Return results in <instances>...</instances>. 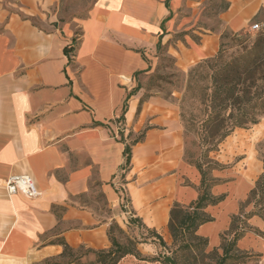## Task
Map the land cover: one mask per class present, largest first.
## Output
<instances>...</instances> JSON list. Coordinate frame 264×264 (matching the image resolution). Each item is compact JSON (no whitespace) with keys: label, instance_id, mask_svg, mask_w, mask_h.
<instances>
[{"label":"crops","instance_id":"crops-1","mask_svg":"<svg viewBox=\"0 0 264 264\" xmlns=\"http://www.w3.org/2000/svg\"><path fill=\"white\" fill-rule=\"evenodd\" d=\"M67 1L74 0H0V264H41L63 253L52 243L60 238L72 250H110L111 222L128 224L121 190L136 216L169 246L171 209L199 196L201 174L184 161L177 108L152 97L137 116L140 97H127L136 73L152 70L159 43L187 71L217 54L220 34L196 27L202 10L192 0H94L85 18L64 21ZM222 1L229 6L218 19L234 33L264 24V0ZM187 11L192 18L178 20ZM73 26L81 35L69 57L65 49L75 40ZM181 30L184 41L171 45ZM146 125L150 129L133 147L122 182L124 133ZM244 161L248 169L238 163L215 176L220 182L213 195L226 198L206 209L214 221L198 230L211 250L221 247L222 235L241 216L263 174V163L249 156ZM21 175L34 179L38 198L7 195L6 182ZM96 188L114 216L103 217L87 205ZM58 207L65 209L61 216L60 210L54 213ZM243 209L248 214L253 205ZM247 224L254 231L238 241V249L259 255L258 264H264V220L253 216ZM137 249L145 258L157 253L151 244ZM120 264L160 263L127 257Z\"/></svg>","mask_w":264,"mask_h":264},{"label":"trees","instance_id":"trees-1","mask_svg":"<svg viewBox=\"0 0 264 264\" xmlns=\"http://www.w3.org/2000/svg\"><path fill=\"white\" fill-rule=\"evenodd\" d=\"M219 2L222 5L219 13L226 11L229 5L222 0ZM250 39L252 40L250 41ZM76 48L77 42L74 40L73 44L65 51L71 57ZM157 49L163 59L168 62L169 68L173 69L175 59L167 55L168 47L159 43ZM160 68L161 66H158L157 72L150 77L147 91L149 93L151 87L155 86L163 91L162 85L164 84L171 86L173 91H182L179 109L184 135L186 139L189 138V135H195L198 138L197 142L189 143L199 149V153L196 154L186 141L184 161L195 167L201 174V183L198 187L199 196L196 201L188 206L176 203L171 209L169 222V232L172 238L171 247L166 244L157 231L144 225L130 205V213L139 225L147 231L149 237L147 239L157 240L162 247L168 250L167 255L162 256L161 254L156 258L149 259L141 256L137 250L133 249V246L139 242L129 241L128 245L121 244L114 232L117 230L124 233V231L114 220L108 229V237L112 244L111 249L100 252L88 250V253L95 255L96 264H120L127 257H135L138 261L159 262L160 264H192L190 261L192 249L200 250L202 248L201 250H204V245L208 246V240L198 235V230L202 225L214 221L206 209L220 204L226 198V195H213L212 191L219 184V181L212 176V173L224 170L225 167L215 161L211 155L219 152L223 142L236 130H248L264 119V30L252 35L249 30L234 33L227 29L220 36V48L217 54L191 66L187 73L177 70L164 75L159 74ZM148 72L150 70L136 73L135 80ZM182 77L185 81L183 89L181 86ZM140 88L141 86L138 84L129 93L127 100L135 95ZM148 93L140 98L137 116L141 113L144 103L152 96ZM171 96L172 92L169 97ZM126 112L127 102L124 104L120 121L125 120ZM149 129L147 127L134 141L125 144L124 163L120 173L122 182H124L125 176L131 168L133 147L143 141ZM96 185L98 186V184ZM123 194L124 191L121 190V210L126 207ZM100 200H103L104 205L107 206L102 192L95 199L97 203ZM127 203L130 204V200ZM245 205H253V210L248 214H244ZM58 210H60L61 216L65 209L63 207L54 208L56 215ZM253 216H258L264 220V166L263 174L251 190L247 201L242 204L241 216L233 217L229 231L222 235L221 247L212 250L210 253V255L216 256V264H228L230 259L240 260L250 255L248 252L240 251L237 244L247 232L254 231L247 224V220ZM52 243L63 247L62 257L73 253L63 238ZM200 244H204L203 247H200ZM219 251H222V254H219ZM44 263L49 264L48 261ZM70 264L81 263L74 261Z\"/></svg>","mask_w":264,"mask_h":264},{"label":"rangeland","instance_id":"rangeland-1","mask_svg":"<svg viewBox=\"0 0 264 264\" xmlns=\"http://www.w3.org/2000/svg\"><path fill=\"white\" fill-rule=\"evenodd\" d=\"M94 0H74V1H67V14H65L64 21H72L73 19H83L86 17L87 10L91 6ZM193 3L198 2V7L202 10L200 13L199 21L196 25V27H202L204 29L210 30L214 33L220 34V36L227 31V27L224 26L218 19V14L221 10V3L219 0H192ZM74 14V16H72ZM192 18L190 12H186L183 15H181L178 20L180 19L181 22L185 21V19ZM37 25L40 27H46V25L41 24L39 21H36ZM262 30H264V24L261 25ZM74 29V36H75V42L80 38L81 30L77 28L76 26H73ZM249 32L252 33V35L258 33L251 30V27L249 29ZM260 32V31H259ZM185 32L182 30L178 32L177 35H174L173 39L170 41V44L173 45L175 42L184 41ZM189 36L193 37L194 40H196V35H193L191 32H189ZM252 39H250L251 41ZM76 44V43H75ZM167 53V52H166ZM168 55V54H167ZM158 66H161L159 70V74H171L173 72H176L177 70L187 73V71H182L180 67L178 66L176 60H175V67L173 69L169 68V64L166 60L163 59L162 55H160V52L157 50V54L155 55V59L153 60V67L152 70L146 74L140 75L138 77V80H135L134 86L135 88L140 84L141 88L135 93L136 96H139L140 98L146 95L148 93L147 88L148 84L150 83V77L157 72ZM185 85V81H183V77L181 78V86L182 89ZM163 91L161 89H158L156 86L151 87V90L148 94H151L152 96L148 99V101L152 97H159L162 100L171 103L174 105L180 114L179 109V101L182 97V91H173V88L171 86H168L166 84L162 85ZM158 93V91H160ZM172 92V96L169 97L170 93ZM147 101V102H148ZM146 103V102H145ZM144 103V104H145ZM182 124V123H181ZM183 126V125H182ZM147 128V125L144 126V128L139 132H134L132 130H129V132L124 133V137L126 136L128 142L134 141L139 135L145 131ZM263 128V133H260L259 129ZM132 133V135H129ZM198 138L195 135H189V138L186 139L184 135V151L186 149V141L189 142H197ZM189 147L195 152L196 154L199 153V149L196 147L190 145ZM246 153H243V152ZM235 154H237L235 156ZM253 157V162L257 164H261L264 162V119L261 120V122L256 126L251 127L248 130L244 131H238L236 130L230 137H228L225 142L220 146L219 152L212 154L211 157L219 162L223 167H225L224 170H218L214 171L212 173V176L215 178V176L219 172H231L230 167L235 166L236 164H240L241 167H244L245 169H248L250 167L248 164L245 165L244 158L245 157ZM186 163V162H185ZM187 164V163H186ZM264 164V163H263ZM219 181V180H218ZM220 182V181H219ZM96 194L90 195L88 199H86V203L89 207L96 209L103 217H109L114 216L115 212H112L108 209L107 206L104 205V201L100 200L99 203L94 204L93 201L99 196L100 190L98 188L95 189ZM124 204L126 206V211L128 214V224H126V228H122L124 233H120L119 231L115 230L114 235L118 238L119 242L124 245H128L129 241H137L138 244H135L133 246L134 250L138 251V246L141 244H151L154 245V249H156L157 253L154 257L156 258L159 255L162 254V256L168 254V250H166L164 247H162L157 240L153 239H147L148 233L145 229H143L139 223L132 217V214L130 213V204L127 203L129 200L127 194L124 192L123 194ZM196 242V241H195ZM198 243V242H196ZM204 244H200V247H203ZM172 246V242L170 243L169 247ZM202 249V248H201ZM198 250L197 248H193L191 252V263L192 264H216L217 259L215 255H210L212 250L204 245V250ZM139 252V251H138ZM250 255L247 257H244L243 259L236 260V259H230L228 264H258L260 261V256L248 252ZM219 254H222V251H219ZM151 259L150 257H148ZM48 261L49 264H70L71 262H79L81 264L85 263H95L96 257L95 255L88 253V250L85 248H80L78 250H73V253L71 255H67L62 257L61 255L51 257L45 261H43L41 264H45L44 262Z\"/></svg>","mask_w":264,"mask_h":264},{"label":"built area","instance_id":"built-area-1","mask_svg":"<svg viewBox=\"0 0 264 264\" xmlns=\"http://www.w3.org/2000/svg\"><path fill=\"white\" fill-rule=\"evenodd\" d=\"M251 30L259 32L262 30V27L259 24H254L251 26ZM5 188L8 196L20 194L29 200H33L40 195V191L34 179L29 175L14 176L10 178L6 182Z\"/></svg>","mask_w":264,"mask_h":264}]
</instances>
